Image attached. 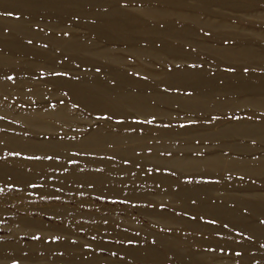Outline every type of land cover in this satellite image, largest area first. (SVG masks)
I'll list each match as a JSON object with an SVG mask.
<instances>
[{"label": "rangeland", "instance_id": "1", "mask_svg": "<svg viewBox=\"0 0 264 264\" xmlns=\"http://www.w3.org/2000/svg\"><path fill=\"white\" fill-rule=\"evenodd\" d=\"M202 1L0 0V264H264V0Z\"/></svg>", "mask_w": 264, "mask_h": 264}, {"label": "bare ground", "instance_id": "2", "mask_svg": "<svg viewBox=\"0 0 264 264\" xmlns=\"http://www.w3.org/2000/svg\"><path fill=\"white\" fill-rule=\"evenodd\" d=\"M183 1H184V0H182V2H183ZM195 1H196V0H195ZM197 1H198V0H197ZM203 1H204V0H203ZM203 1H202V2H203ZM214 1H219V0H214ZM230 1H232V0H230ZM234 1H235V0H234ZM164 2H166V3L168 2L169 5H176V4H179V0H164ZM210 2L212 3V0H211ZM221 2H222V1L220 0V3H217V4L222 5ZM199 3H200V2H199ZM205 3H206V2H205ZM205 3H203V4H204L203 6H205ZM212 4H214V2H213ZM235 5H237V4H235ZM235 5H234V6H235ZM245 5H246V4H245ZM200 6H202V4H200ZM215 6H216V4H215ZM218 7H219V5H218ZM221 7H222V6H221ZM221 7H219V8H221ZM203 8H204V7H203ZM208 8H209V7L207 6V9H208ZM222 8H223V7H222ZM250 8H251V7H250ZM204 9H206V7H205ZM204 11H205V10H204ZM206 11H208V10H206ZM206 11H205V12H206ZM195 25H196V24H195ZM107 26H108V25H107ZM123 29H124V28H123ZM131 30H132V29H131ZM109 31H110V30H109ZM231 31H232V30H231ZM234 32H235V31H234ZM234 32L231 33L232 36H233V33H234ZM238 32H239V31H238ZM235 33H236V32H235ZM110 34H111V31H110ZM236 34H237V33H236ZM238 35H239V34H238ZM232 36H231V37H232ZM228 37H230V36L228 35ZM234 37H236V36H234ZM237 37H239V36H237ZM241 37H242V36H241ZM241 37H240V38H241ZM232 38H233V37H232ZM238 39H239V38H238ZM233 40H234V38H233ZM239 41H240V40H239ZM235 44H236V43H235ZM75 46H76V45H75ZM235 47H236V45H235ZM240 47H241V46H240ZM240 47H239V48H240ZM250 47H252V46H250ZM76 48H77V47H76ZM76 48H75V49H76ZM246 48H247V47H246ZM246 48L244 47V48H241V50H237V51H238V53L240 52V53L243 55V57H244V55L249 54V52H251V51L247 50ZM75 49H74V50H75ZM235 49H238V48H235ZM210 50H211V49H210ZM215 50H216V49H215ZM217 50H218V49H217ZM218 51H219V50H218ZM226 51H231V50H226ZM234 51H235V50L233 49V52H234ZM88 52H89V51H88ZM213 52H214V51H213ZM223 52H225L224 49H222V54H223ZM231 52H232V51H231ZM231 52H228V54H230ZM91 53H92V51L90 52V54H91ZM137 53H138V52H137ZM139 53H140V52H139ZM216 53H217V52H216ZM216 53H215V54H216ZM236 53H237V52H236ZM240 53H239V54H240ZM94 54H96V53H94ZM97 54H98V53H97ZM140 54H141V53H140ZM142 54H143V53H142ZM217 54H218V53H217ZM219 54L222 55L221 52H219ZM219 54H218V55H219ZM232 54H233V53H232ZM239 54H237V55L239 56ZM251 54L254 55V53H251ZM98 55H100V54H98ZM101 55H103V54H101ZM237 55H236V57H237ZM253 55H250L249 57H251V56H253ZM94 56H96V55H94ZM222 56H223V55H222ZM228 56H230V55H228ZM225 57H226V56H225ZM240 57H242V56H240ZM249 57H248V58H249ZM253 57H254V56H253ZM223 58H224V57H223ZM227 58H228V57H227ZM230 58H232V57H230ZM244 58H245V57H244ZM244 58H243V59H244ZM225 59H226V58H225ZM238 59H239V57H238ZM246 59H247V58H246ZM246 59H245V60H246ZM111 60H112V59H111ZM249 60H250V59H249ZM116 61H117V60H116ZM113 62H114V59H113ZM259 62H260V61H259ZM263 63H264V62H263ZM181 73H182V72H181ZM177 74H178V73H177ZM177 74H176V75H177ZM184 74H185V73H183V76H184ZM192 75H193V74H192ZM185 76H186V75H185ZM173 77H174V76H173ZM187 77H188V76H186V78H187ZM193 77H194V76H193ZM193 77H192V78H193ZM169 78H170V76H169ZM194 78H195V77H194ZM179 79H180V78H179ZM163 80H164V79H163ZM167 80H168V79H167ZM188 80H189V79H188ZM179 81H180V80H179ZM173 82H174V81H173ZM177 82H178V81H177ZM180 82H183V80L180 81ZM185 82H188V81H185ZM183 83H184V82H183ZM203 83H204V82H203ZM168 84H169V83H168ZM175 84H176V83H175ZM196 84H198V83H196ZM191 86H192V85H191ZM193 87H195V86H193ZM197 87H198V85H197ZM259 87H260V86H259ZM85 91H86V90H85ZM78 92H79V91H78ZM86 95H87V94H86ZM121 95H122V93H120V96H121ZM126 95H127V94H126ZM137 95H138V94H137ZM200 95H202V94H200ZM124 96H125V95H124ZM153 96H154V95H153ZM207 96H209V95H206V97H207ZM121 97H122V96H121ZM151 97H152V96H151ZM151 97H150V98H151ZM196 97H197V95H196ZM200 97H201V96H200ZM142 98H143V97H142ZM172 98H173V97H171V99H172ZM187 98H188V97H187ZM194 98H195V96H194ZM194 98H193V100H194ZM202 98H205V97L202 96ZM103 99H104V98H103ZM118 99H119V98H118ZM120 99H121V98H120ZM122 99H124V97H123ZM125 99H126V98H125ZM125 99H124V100H125ZM131 99H132V98H131ZM131 99H128V100H131ZM134 99H135V98H134ZM152 99H153V98H152ZM164 99H165V97H164ZM164 99H163V100H164ZM188 99H189V98H188ZM115 100H117V98H116ZM124 100H123V101H124ZM126 100H127V99H126ZM126 100H125V101H126ZM128 100H127V101H128ZM148 100H149V99H148ZM168 100H169V98H168ZM196 100H198V99H196ZM196 100H195L194 102H196ZM202 100H203V99H202ZM205 100H206V99H204V101H205ZM210 100H211V99H210ZM210 100L208 99L207 101L210 102ZM257 100H258V99H257ZM173 101H174V100H173ZM178 101H179V97H178ZM180 101H181V100H180ZM180 101H179V103H180ZM189 101H190V100H188V102H189ZM199 101H201L200 98H199ZM199 101H198V102H199ZM211 101H212V100H211ZM163 102L165 103V101H162V103H163ZM183 102H184V101H183ZM202 102H203V101H202ZM208 102H207V103H208ZM127 103H129V102H127ZM130 103H131V102H130ZM166 103H167V102H166ZM172 103H173V102H172ZM174 103L176 104V100H175ZM191 103L193 104V101H192ZM196 103H197V102H196ZM204 103H205V102H204ZM207 103H206V104H207ZM155 104H157V103H155ZM160 104H161V103H160ZM181 104H182V103H181ZM185 104H187V102H185ZM224 104H225V103H224ZM121 105H122V104H121ZM128 105L131 106L130 104H128ZM135 105H136V104H135ZM162 105H163V104H162ZM166 105H167V104H166ZM177 105H178V104H177ZM198 105L201 107V105H200L199 103H198ZM221 105H222V106H225V105H223V103H222V104L220 103L219 107H222ZM114 106H116V105H114ZM129 106H127V108H129ZM136 106H137V105H136ZM144 106H145V104H144ZM147 106H148V108H149V105H148V104H147ZM147 106H146V107H147ZM152 106H153V105H152ZM152 106L150 105V108H149L148 110L153 111V107H152ZM183 106H184V105H183ZM206 106H207V105H206ZM206 106H203V107L207 108ZM262 106H263V105H262ZM133 107H134V106H133ZM146 107H144V108L146 109ZM180 107H181V106H180ZM197 107H198V106H197ZM197 107H196V108H197ZM217 107H218V104H217ZM217 107H216V108H217ZM263 107H264V106H263ZM111 108H113V107H111ZM130 108H132V107H130ZM137 108H138V107H137ZM141 108L144 109L143 107H141ZM182 108H183V107H182ZM187 108H191V106H190V107L188 106ZM222 108H223V107H222ZM184 109H185V107H184ZM218 109L220 110V108H218ZM128 110H129V109H128ZM146 110H147V109H146ZM156 110H157V109L155 108V111H156ZM195 110L199 111V109H195ZM117 111H118V110H117ZM131 111H133V110L131 109ZM190 111H191V110H190ZM197 111H196V112H197ZM143 112H147V111H143ZM156 112H157V111H156ZM199 112H201V111H199ZM123 113H124V112H123ZM148 113H149V111H148ZM30 120H31V119H30ZM255 127H256V126H255ZM255 127H254V128H255ZM247 129H248V127H247ZM236 131H237V130H236ZM105 140H106V139H105ZM92 141H93V140H92ZM102 142H103V140H102ZM215 162H217V160H216ZM211 165H212V164H211Z\"/></svg>", "mask_w": 264, "mask_h": 264}]
</instances>
